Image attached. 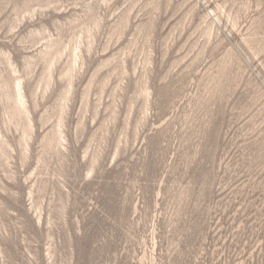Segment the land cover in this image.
Returning a JSON list of instances; mask_svg holds the SVG:
<instances>
[{
    "label": "rangeland",
    "instance_id": "obj_1",
    "mask_svg": "<svg viewBox=\"0 0 264 264\" xmlns=\"http://www.w3.org/2000/svg\"><path fill=\"white\" fill-rule=\"evenodd\" d=\"M0 264H264V0H0Z\"/></svg>",
    "mask_w": 264,
    "mask_h": 264
}]
</instances>
